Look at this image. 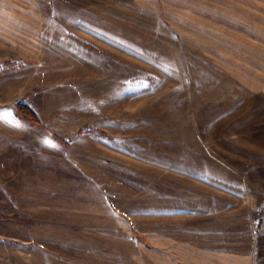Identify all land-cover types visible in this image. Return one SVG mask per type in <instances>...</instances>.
Returning <instances> with one entry per match:
<instances>
[{
    "label": "rangeland",
    "instance_id": "obj_1",
    "mask_svg": "<svg viewBox=\"0 0 264 264\" xmlns=\"http://www.w3.org/2000/svg\"><path fill=\"white\" fill-rule=\"evenodd\" d=\"M0 264H264V0H0Z\"/></svg>",
    "mask_w": 264,
    "mask_h": 264
},
{
    "label": "trees",
    "instance_id": "obj_2",
    "mask_svg": "<svg viewBox=\"0 0 264 264\" xmlns=\"http://www.w3.org/2000/svg\"><path fill=\"white\" fill-rule=\"evenodd\" d=\"M16 113L23 119L31 122L32 124L39 125L40 119L38 115L29 106L24 103H19L16 106Z\"/></svg>",
    "mask_w": 264,
    "mask_h": 264
}]
</instances>
